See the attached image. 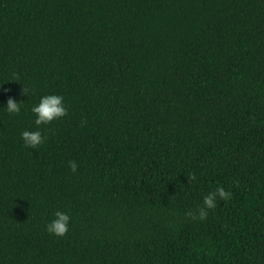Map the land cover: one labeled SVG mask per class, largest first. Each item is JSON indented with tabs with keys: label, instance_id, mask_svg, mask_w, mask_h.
<instances>
[{
	"label": "trees",
	"instance_id": "obj_1",
	"mask_svg": "<svg viewBox=\"0 0 264 264\" xmlns=\"http://www.w3.org/2000/svg\"><path fill=\"white\" fill-rule=\"evenodd\" d=\"M0 264H264V0H0Z\"/></svg>",
	"mask_w": 264,
	"mask_h": 264
},
{
	"label": "clouds",
	"instance_id": "obj_2",
	"mask_svg": "<svg viewBox=\"0 0 264 264\" xmlns=\"http://www.w3.org/2000/svg\"><path fill=\"white\" fill-rule=\"evenodd\" d=\"M27 91L28 89L25 88L22 93L26 94ZM63 99L60 94H44L40 96L38 102L31 105L30 112L33 115V123L37 127L31 130L24 129L20 132V138L24 146L36 148L44 142L46 137L41 134L40 126L47 125L49 122L66 114L67 109ZM21 103L9 96L6 100V106L2 109L9 114H15L20 111ZM69 167L72 171H75V161H69ZM190 179L194 180L195 177L192 176ZM229 196L230 193L228 191L222 186H217L215 190L209 191L203 196L202 205L198 206L195 212L190 211L187 215L192 216L193 219H196L197 216L199 219H204L207 215V210L215 207L218 198L226 200ZM69 219L70 217L66 212L57 210L53 213V219L45 224V231L55 236H62L68 229Z\"/></svg>",
	"mask_w": 264,
	"mask_h": 264
}]
</instances>
